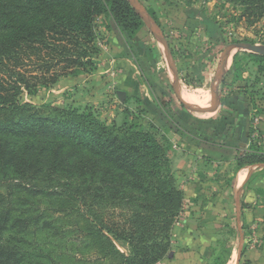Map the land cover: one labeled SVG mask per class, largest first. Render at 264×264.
Here are the masks:
<instances>
[{
  "label": "trees",
  "instance_id": "1",
  "mask_svg": "<svg viewBox=\"0 0 264 264\" xmlns=\"http://www.w3.org/2000/svg\"><path fill=\"white\" fill-rule=\"evenodd\" d=\"M228 1L240 6L250 23L264 16V0ZM102 14L147 76L139 57L147 44L137 41L147 28L129 0H0V185L10 189L0 193V264H32L23 249L24 235L43 223V212L32 202L42 195L77 203L93 233L107 242L105 255L113 264H156L171 249L183 193L162 130L126 120L107 123L88 108L20 100L22 89L35 92L76 67L94 64L95 19ZM202 23L211 39L220 40L216 20L202 14ZM247 55L264 73V55ZM238 76L224 77L222 83ZM246 88L260 114L261 97ZM159 90L162 96L168 93ZM156 96L177 124L168 103ZM136 100L137 112L144 111ZM47 108L53 112L46 113ZM246 161L264 163V148L250 144L237 158V168ZM115 242L124 243L128 253Z\"/></svg>",
  "mask_w": 264,
  "mask_h": 264
},
{
  "label": "crops",
  "instance_id": "2",
  "mask_svg": "<svg viewBox=\"0 0 264 264\" xmlns=\"http://www.w3.org/2000/svg\"><path fill=\"white\" fill-rule=\"evenodd\" d=\"M158 3L153 0L154 8ZM161 7L164 8L163 14L153 9L162 24V27L158 25L160 32L166 42L168 40L171 44L174 41L182 48L177 55L180 59L177 60L168 44L171 53V57H168L166 52L164 54L162 50L153 48L152 44L160 40L147 27L150 38L145 30H140L137 41L147 45L140 50L139 57L150 78L147 79L142 68L135 62L134 54L127 50L119 33H112L110 37V46L116 51L110 52L118 55L115 60L123 66L116 82L122 87L132 85L136 77L142 79L144 87L154 97L160 119L168 125L162 131L168 140V156L176 183L183 193V206L171 229L168 262H160L210 264L216 259L218 264H264V163L246 161L240 168L236 165L239 155L254 143L250 140L249 130L253 108L250 97L245 93L246 85L250 82L244 78L242 83H237L229 91L226 90L227 85H223L221 103L211 111L217 113V116L203 120L195 116L192 118L189 114L186 116L182 108H173L172 101H178L180 107L185 108L176 92L178 86L193 83L202 88L204 80L214 74L217 41L214 42L208 36L201 13L190 9L183 15L176 6L165 2H162ZM168 35L173 38L170 40ZM204 41L206 43L203 46ZM218 68L219 65L209 86L214 82ZM169 83L172 91L166 88ZM220 84L222 82L218 88ZM154 87L168 92L163 96L162 93L157 94L168 103L167 107L177 119V124L158 105L157 94L152 89ZM260 105L263 110L258 127L264 133V95ZM257 233L262 239L257 245H252V236Z\"/></svg>",
  "mask_w": 264,
  "mask_h": 264
},
{
  "label": "rangeland",
  "instance_id": "3",
  "mask_svg": "<svg viewBox=\"0 0 264 264\" xmlns=\"http://www.w3.org/2000/svg\"><path fill=\"white\" fill-rule=\"evenodd\" d=\"M136 2L135 4L138 6L144 5L147 7L148 10L145 13L152 16V18L153 16H158L156 11L153 10L155 8L162 14L165 13L164 8L161 7L162 2H165L168 5L176 6L177 9L182 11L183 15L188 10L193 9L197 13H202L212 20H216L220 26L221 39L218 41L213 39L214 42L217 41L215 43L217 47L215 48V71L217 65L223 63L222 67L223 69L225 68L223 78L239 75L238 79L225 83L227 85L226 90H231V88L236 87L237 83H242V80L247 78L250 82L248 85L254 88L252 90H254L255 97L264 95V73L258 72V63L251 60L247 55L254 52L246 47H241V44L244 43L264 46V16L250 23L242 15L241 7L232 4L228 0H156L159 3L155 5V8L152 5L153 0H136ZM95 20V44L98 51L92 55L94 64L91 67H76L73 71L59 76L54 84L48 87H38L35 92L27 93L25 89H22L20 100L36 106L49 104L50 106L58 107L73 106L81 110L88 108L95 112L101 120L107 123L114 122L117 125L122 124L126 120L148 128L150 124L157 122L154 124L157 129L165 130L168 125L160 119L159 111L157 112L158 109L156 110V104L153 100L154 97L144 87L145 84L141 82L143 81L142 79L136 77L132 85H123L122 87L116 82V78L122 72L123 66L115 60L118 55L116 56L112 53L116 51L110 46V37L112 33L117 35V31L113 30L108 16L102 14ZM145 32L148 34L147 37L150 38L151 34L149 31L146 30ZM168 36L170 40L173 38L170 35ZM168 36H166L167 39H169ZM114 38L116 37L114 36ZM167 43L170 44L168 40ZM205 43L206 41L202 45L204 46ZM174 44L175 42L172 41L170 47L176 54V57L173 54L174 57L178 60L180 58L177 55L181 51L182 46ZM152 45L154 49H160L165 54L162 43L155 41ZM232 46H236L233 51H231ZM135 62L132 60L133 65H135ZM232 62L234 65H232ZM214 74L204 80L202 88L195 86L193 83L176 88L179 98L184 103L192 107L201 106L203 111H190L187 108L180 107L181 104L178 101H172L173 108H182L186 116L189 114L193 116L192 118L195 116V118L205 120L212 116H217V113H212V110H209L210 107L215 108L216 106L214 101L215 93L217 92L215 91V85L217 83L214 81L209 86ZM148 77L147 75V79ZM223 85L222 83L219 86V95ZM228 85H230V88H228ZM120 88H123L124 92H126V98L123 102L116 95V91L121 90ZM166 88L168 91H172L170 83ZM152 89L154 93H160V90L156 87ZM147 93L150 95V99ZM137 98L140 99L142 106H144L142 107L144 111L139 113L136 110L139 105ZM219 99L221 100V97ZM150 107L152 108L150 109ZM125 109L132 110V113L129 112L126 115ZM167 109L171 110L169 107ZM45 112L51 113L53 111L47 108ZM183 125L185 124L183 123ZM223 125L225 127V124ZM8 191L10 189L6 188V184L0 185V193L5 195L8 194ZM32 202L36 208L43 212V223L32 227L24 235L25 243L23 249L28 253L27 262L29 261L32 264H113L115 262L114 260H109L107 258L108 255H105L107 242L104 238L98 237L95 235L96 233H93L95 228L87 219L86 212L72 199L67 197L58 198L55 195H42L38 199H33ZM261 239L262 236L259 233L254 234L251 244L257 245ZM224 245L225 243L222 244V246ZM115 246L126 254L129 251V248L122 242H115ZM160 261L168 262V258L165 257ZM160 261L156 264H161ZM215 261L216 259L212 260L210 264H218Z\"/></svg>",
  "mask_w": 264,
  "mask_h": 264
},
{
  "label": "water",
  "instance_id": "4",
  "mask_svg": "<svg viewBox=\"0 0 264 264\" xmlns=\"http://www.w3.org/2000/svg\"><path fill=\"white\" fill-rule=\"evenodd\" d=\"M129 1L132 4V6L136 9V11L140 14L142 19L144 20V23H145L146 27L151 31V33H153V35L156 38H158L160 40V42L162 43V45L165 48V52H166L167 56L171 57V53H170L169 48H168V43L166 42L164 36L160 32L157 22L152 18V16H150L147 13H145L146 9L143 8V6H138V5L135 4V3H137L136 0H129ZM234 47H236V46H232L231 47V51L234 50ZM241 47H246L247 49L251 50L254 53H258V54L264 55V46H256V45H253V44H250V43H244V44H241ZM172 61L173 60L170 61V64H171V66H172V68L174 70V66H173V62ZM222 66H223V63H221L219 65L218 71H217V73L215 75V78H214V81L217 83L215 85V88H216L215 91H217L216 92L217 94L215 93V101H214V103L216 104L215 108H211V107L209 108V110H212V111L215 110L216 107L219 106L220 103H221V100L219 99L220 95L218 94V92H219L218 85H219V83H221V81L223 79V76H224V72H225V68L223 69ZM175 80L177 81V77L175 78ZM116 95H117V97L119 98V100L121 102H123L125 100V98H126L125 92L121 91V90H117L116 91ZM179 100L183 104V106L185 108H187L188 110H190V111H194V112L203 111V107H201V106H195V107L188 106L186 103H184V101L181 98H179ZM169 256H170V254H169Z\"/></svg>",
  "mask_w": 264,
  "mask_h": 264
},
{
  "label": "built area",
  "instance_id": "5",
  "mask_svg": "<svg viewBox=\"0 0 264 264\" xmlns=\"http://www.w3.org/2000/svg\"><path fill=\"white\" fill-rule=\"evenodd\" d=\"M260 114L256 109L251 110L249 126H250V140L257 145L264 147V133L259 130Z\"/></svg>",
  "mask_w": 264,
  "mask_h": 264
},
{
  "label": "bare ground",
  "instance_id": "6",
  "mask_svg": "<svg viewBox=\"0 0 264 264\" xmlns=\"http://www.w3.org/2000/svg\"><path fill=\"white\" fill-rule=\"evenodd\" d=\"M213 105V103H211ZM209 107V106H208ZM206 111V110H205Z\"/></svg>",
  "mask_w": 264,
  "mask_h": 264
}]
</instances>
